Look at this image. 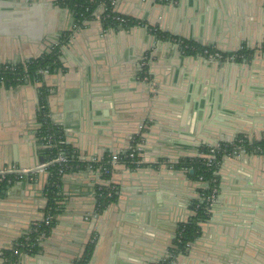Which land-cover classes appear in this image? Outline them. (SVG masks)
I'll return each mask as SVG.
<instances>
[{
	"label": "crops",
	"instance_id": "obj_1",
	"mask_svg": "<svg viewBox=\"0 0 264 264\" xmlns=\"http://www.w3.org/2000/svg\"><path fill=\"white\" fill-rule=\"evenodd\" d=\"M62 1L0 0V65L35 59L69 33L65 71L44 76L50 119L79 160L99 161L136 140L144 166L117 165L108 181L89 168L67 173L50 235L13 264H74L90 241L88 264H157L203 185L173 165L200 157L209 143L264 135V0H115V13L146 25L121 31L97 21L76 27ZM146 27L225 53L253 52L237 64L211 63L181 55ZM38 86L0 85V171H32L14 174L0 193V264L43 219L48 164L39 154ZM217 176L209 218L173 264H264V155L222 157ZM103 184L117 199L96 215Z\"/></svg>",
	"mask_w": 264,
	"mask_h": 264
},
{
	"label": "trees",
	"instance_id": "obj_2",
	"mask_svg": "<svg viewBox=\"0 0 264 264\" xmlns=\"http://www.w3.org/2000/svg\"><path fill=\"white\" fill-rule=\"evenodd\" d=\"M115 0H63V6H65L73 15L76 27L83 26V23L92 20V14L101 5H104L105 11L102 14L101 24L103 27H119L118 23L113 20V17L119 15L114 12L111 2ZM127 18V17H125ZM128 22L122 25V28H131L137 23L131 18H127ZM157 39H171L172 37L167 33H162L158 30L151 31ZM69 33H65L59 39L57 45L52 46L50 50L41 56L29 60L25 63L8 62L0 65V85L15 87L25 82L33 85H39L38 91V111L36 114V121L40 127L37 130L39 154L44 161L48 164L47 183L44 187V197L46 200L45 207L43 209V219L39 224V227L35 229L30 227L27 233L21 237L9 250L3 252L2 264H13L19 260V257L14 255V252L25 253L26 255H34L39 250V239L41 235L47 238L56 223V218L63 210V202L60 198V184L62 178L58 175L60 166L57 163L52 162L53 159L59 154L63 153L70 160L71 169L67 173L79 171L88 166H92L93 169L98 166L107 167L106 162L108 160L107 155L102 157V161L99 164L81 162L78 159V155L75 150L66 145L63 138L62 130L55 125L50 117H43L48 115L47 98L49 95V89L44 84V76L40 72H46L48 74L56 73L59 71H65L61 60V44L68 41ZM178 39V38H177ZM204 48L194 42L181 40L180 49L184 55L193 56L203 51ZM261 50L264 51V46H261ZM253 51L246 48H242L236 53L237 56L243 58L249 57ZM240 60V59H237ZM2 81V83H1ZM50 115V114H49ZM51 136V144L48 146L47 137ZM133 143H137L135 140ZM240 150H243L247 154L264 155V135L259 141H249L244 136H238L231 144H219V149L215 152V159L211 167L206 165V160L203 158H185L180 159L173 168L178 170H186V174L190 179L198 182L199 178H202L203 185L198 190L200 199L193 201L190 205V210L193 212L186 222L179 224L176 238L171 243L167 255L170 256L163 259L157 264H171V260H174L177 255L185 252L187 247L192 244L200 235L201 224H204L208 218L209 213L206 211L207 202L206 197L211 195L212 189L218 187L217 171L222 161V157L234 155ZM209 153L208 147H202L201 154L205 155ZM129 167H135L136 165L126 163ZM144 166V165H141ZM192 170V174L189 172ZM16 176L14 174L6 175L5 181L0 183V193L8 188L10 185L6 183L7 180L11 182V185L15 182ZM101 179L108 181L110 175H102ZM111 185H100L96 187V199H95V214L102 213L109 205L116 202L117 194L116 188L110 190ZM50 216L51 219L47 225L44 223V219ZM94 241H90L79 260L74 264H88L93 250ZM171 259V260H170Z\"/></svg>",
	"mask_w": 264,
	"mask_h": 264
},
{
	"label": "built area",
	"instance_id": "obj_3",
	"mask_svg": "<svg viewBox=\"0 0 264 264\" xmlns=\"http://www.w3.org/2000/svg\"><path fill=\"white\" fill-rule=\"evenodd\" d=\"M115 5V1H112L111 2V6L114 7ZM99 9H102V14L104 13L105 11V8H104V5L101 4L99 6ZM102 14H101V18H102ZM126 16H123V15H117L115 17H113V20L115 22L118 23L119 27H121L122 25H125L128 20L127 18H125ZM137 23L135 24V26H141V22L139 21H136ZM87 23V22H85ZM150 32L151 31H160L159 29L157 28H154V27H146ZM162 32V31H160ZM163 33V32H162ZM154 35V34H153ZM162 40V39H161ZM170 40H173V41H176L178 42L177 44L181 45V40H178L177 38L175 37H172ZM264 46V44H263ZM182 51V50H181ZM183 53V51H182ZM184 54V53H183ZM199 55H203L204 57L210 59V60H221L223 59L224 57H229L230 59H234V60H237V59H242V56H237L236 53H231V54H222L218 51H210L208 50V48H204L203 51H201L200 53H198ZM202 56V57H203ZM201 57V56H200ZM147 62H148V59L145 58L144 61L142 62V66H145L147 65ZM41 74H43V76H46L47 73L46 72H40ZM146 76V75H145ZM147 77H145L144 80H146ZM2 83V81H1ZM43 117L45 118H49L50 115H44ZM40 127V125L38 124V128ZM52 137L51 136H48L47 137V141H48V146H50L49 144H51V139ZM209 148V153L208 154H201L200 157L198 158H203L204 160H206V165L208 167H211L213 162H214V159H215V152L216 150L219 149V144H216V145H213V146H208ZM140 147L137 143H131L128 148L124 151V152H121V153H118L116 155H113V154H109L107 155V162H106V165L107 167H100L98 166V168L96 169H93L92 166H88L87 168L89 169H93V170H96L98 172V175L101 176L104 174V175H111V172L113 170V168L117 165H126V163H129V164H133V165H136V166H140V165H143L142 162L140 161L139 159V153H140ZM239 152L241 153H244L243 150H240L239 149ZM237 154V153H234V155ZM230 156V155H229ZM228 157V156H227ZM81 162H86V161H83V160H80ZM102 161V158L99 159V161H95V160H91L87 163H93V164H99L101 163ZM54 163H57L59 166H60V169L58 171V175L63 178L66 174H67V171L71 169V165H70V160L69 158L64 155L63 153H59L54 159L53 161ZM186 171V170H184ZM20 171L16 170V169H12V168H8L6 170H1L0 171V183L2 181H5V176L6 175H10V174H17V175H20L19 173ZM21 172H25V171H21ZM19 178V176H18ZM199 183L203 184V181H202V178H199L198 180ZM6 183L8 185L11 186V182L9 180L6 181ZM105 183V182H104ZM110 185V184H109ZM111 187V191L115 189V187H113L112 185L110 186ZM217 194V188H214L212 189V192H211V195L209 197H206V202H207V208H206V211L209 212V207L212 205V203L214 202L215 200V196ZM51 217L48 216L44 219V223L45 225H47L50 221ZM42 221V220H41ZM41 221H38V222H35L33 223L31 226H33L35 229H37L39 227V224ZM44 235H41L40 239H39V245L41 244V242L44 240ZM14 255H16L17 257H23V256H27L25 253H19L17 251L14 252Z\"/></svg>",
	"mask_w": 264,
	"mask_h": 264
},
{
	"label": "rangeland",
	"instance_id": "obj_4",
	"mask_svg": "<svg viewBox=\"0 0 264 264\" xmlns=\"http://www.w3.org/2000/svg\"><path fill=\"white\" fill-rule=\"evenodd\" d=\"M115 6V5H114ZM114 8V7H113ZM102 9H99V7L95 10V12L92 14V20H90V21H88V22H91V21H97V22H100L101 23V14H102ZM129 18V17H128ZM87 22V23H88ZM85 26V25H84ZM146 25H144L143 23H141V27H145ZM158 29V28H157ZM178 40H182L181 38L179 39L178 38ZM161 41H168L167 43H170V44H175V45H177L178 47H177V49H178V51H180V54L181 55H184L183 53H182V51H181V49H180V47H179V45L177 44L178 42H176V41H173V40H170V39H166V40H164V39H162ZM264 44V43H263ZM262 44V45H263ZM262 45H260V49H261V46ZM208 50H210V51H218V52H220V53H222V54H230V53H225V52H223V51H221V50H218V49H216V48H214V47H208ZM186 56V55H185ZM202 57L203 55H199V54H195V55H193V56H191V57ZM202 58H204L205 60H207V61H209V62H211V63H236L237 64V60H234V59H230L229 57H224L223 59H221V60H210V59H208V58H206V57H202ZM239 61V60H238ZM240 61H241V59H240ZM2 65V64H1ZM39 87V86H38ZM209 146V145H208ZM171 248V247H170ZM167 257L169 258L170 256H168L167 255ZM167 257H165L164 259H166ZM177 257V256H176ZM176 259V258H175ZM175 259L174 260H171V264H173L174 262H175Z\"/></svg>",
	"mask_w": 264,
	"mask_h": 264
},
{
	"label": "water",
	"instance_id": "obj_5",
	"mask_svg": "<svg viewBox=\"0 0 264 264\" xmlns=\"http://www.w3.org/2000/svg\"><path fill=\"white\" fill-rule=\"evenodd\" d=\"M119 30L121 31L122 28L119 27ZM169 45H172V44L169 43ZM204 63H205V62H204ZM207 145H209V146H213V145H215V144H214V143H209V144H207ZM177 162H178V161H177ZM43 168H44V167H43ZM29 172H32V171H27V172H21V171H20L19 173H20V174H23V175H24V174L26 175V174H28ZM189 173L192 174V170H191ZM263 210H264V209H263Z\"/></svg>",
	"mask_w": 264,
	"mask_h": 264
}]
</instances>
